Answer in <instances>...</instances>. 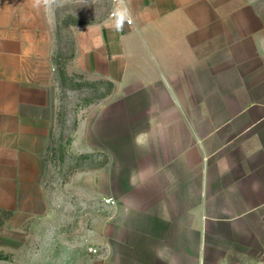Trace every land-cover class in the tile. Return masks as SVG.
Returning a JSON list of instances; mask_svg holds the SVG:
<instances>
[{
	"label": "crops",
	"instance_id": "obj_1",
	"mask_svg": "<svg viewBox=\"0 0 264 264\" xmlns=\"http://www.w3.org/2000/svg\"><path fill=\"white\" fill-rule=\"evenodd\" d=\"M84 1L0 0V185L13 203H30L25 191L43 179L61 85L56 12ZM117 2L114 18L67 27L66 75L117 86L133 74L152 85L165 76L169 87L167 77L181 76L182 91L198 93L187 107L199 114L182 117L181 128L167 117L171 130L150 133L163 144L141 149L126 195L108 193L116 207H102V264H264V102L212 116L205 108L218 101L201 98L219 89L222 69L237 91L242 51L249 59L257 45L264 54V0Z\"/></svg>",
	"mask_w": 264,
	"mask_h": 264
},
{
	"label": "rangeland",
	"instance_id": "obj_2",
	"mask_svg": "<svg viewBox=\"0 0 264 264\" xmlns=\"http://www.w3.org/2000/svg\"><path fill=\"white\" fill-rule=\"evenodd\" d=\"M111 4L87 0L56 12L60 63L67 65L72 52L67 27L109 16ZM257 47L251 58L242 51L244 58L238 59L237 91L231 90L230 77L222 69L219 89L201 93L207 102L218 101L205 108L206 113L240 115L245 109L241 101L264 102V54ZM161 62L164 71L166 61ZM225 63L222 60L223 68ZM137 78L133 74L120 86L113 84L112 92L102 80L75 74L61 82L40 187L25 191L32 199L23 204L13 203L0 185V264H102V207L108 193L126 195L125 179L146 158L141 149L161 146L162 141L150 138L152 131L181 128L182 117L199 114L198 108L187 107L198 93L182 91L181 76L167 77L172 87L164 83L165 76L153 85ZM235 100L238 106L230 110L227 105ZM167 117L177 123L162 124Z\"/></svg>",
	"mask_w": 264,
	"mask_h": 264
},
{
	"label": "trees",
	"instance_id": "obj_3",
	"mask_svg": "<svg viewBox=\"0 0 264 264\" xmlns=\"http://www.w3.org/2000/svg\"><path fill=\"white\" fill-rule=\"evenodd\" d=\"M73 53H74V44L72 43V52H71L70 57L66 61H68L69 59H71L74 56ZM58 59L59 60L62 59L60 55L59 56L56 55L54 57V64H55V68H56L57 74H58L61 82H63L67 78V75H66V72H65L66 64L64 62L63 63H60L58 61ZM100 84L109 86L111 92L114 90V85L111 82L102 81V82H100Z\"/></svg>",
	"mask_w": 264,
	"mask_h": 264
},
{
	"label": "built area",
	"instance_id": "obj_4",
	"mask_svg": "<svg viewBox=\"0 0 264 264\" xmlns=\"http://www.w3.org/2000/svg\"><path fill=\"white\" fill-rule=\"evenodd\" d=\"M113 3L116 4V5L118 4L117 0H113ZM116 14H117V11H116V9H114V11L110 14V17L114 18L116 16ZM128 23L130 24L131 22H128ZM105 203L108 204V205H112V206L115 204V202L112 201V199L105 200ZM93 253L96 254L97 251H93Z\"/></svg>",
	"mask_w": 264,
	"mask_h": 264
},
{
	"label": "clouds",
	"instance_id": "obj_5",
	"mask_svg": "<svg viewBox=\"0 0 264 264\" xmlns=\"http://www.w3.org/2000/svg\"><path fill=\"white\" fill-rule=\"evenodd\" d=\"M37 2H39V0H37ZM121 2H123V0H121ZM45 3H47V0H45ZM124 19L125 17L123 15H121L119 18H118V21H117V28H122L123 26V22H124ZM130 22V21H129Z\"/></svg>",
	"mask_w": 264,
	"mask_h": 264
}]
</instances>
